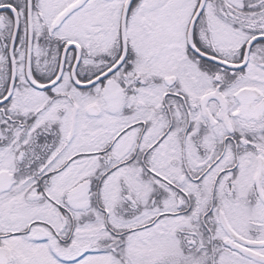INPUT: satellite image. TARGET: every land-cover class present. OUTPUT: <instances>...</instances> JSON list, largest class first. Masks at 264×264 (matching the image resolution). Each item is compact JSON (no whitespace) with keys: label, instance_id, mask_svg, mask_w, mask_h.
Masks as SVG:
<instances>
[{"label":"snow or ice","instance_id":"snow-or-ice-1","mask_svg":"<svg viewBox=\"0 0 264 264\" xmlns=\"http://www.w3.org/2000/svg\"><path fill=\"white\" fill-rule=\"evenodd\" d=\"M0 264H264V0H0Z\"/></svg>","mask_w":264,"mask_h":264}]
</instances>
